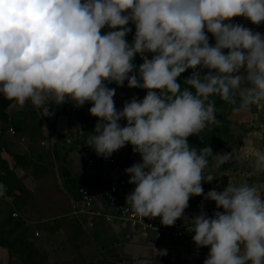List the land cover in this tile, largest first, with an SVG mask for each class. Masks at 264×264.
I'll return each instance as SVG.
<instances>
[{"label": "clouds", "instance_id": "obj_1", "mask_svg": "<svg viewBox=\"0 0 264 264\" xmlns=\"http://www.w3.org/2000/svg\"><path fill=\"white\" fill-rule=\"evenodd\" d=\"M237 16L264 22V0H0V93L37 108L50 99L77 107L92 102L89 111L99 120L87 144L109 158L130 143L142 157L125 169L135 185L127 204L143 218L161 217L165 226L183 216L194 243L210 246L204 264H264V197L256 186L209 190L204 200L224 211L209 216L202 203L198 214L184 216L190 197L204 194L201 181L214 178L205 175L210 157L219 167L248 156L190 147V135L222 123L213 97L237 114L264 103V35L230 22ZM130 21L132 44L125 39ZM105 25L120 30L102 35ZM137 53L144 56L138 69ZM189 68L184 83L195 93L177 83ZM126 80L148 91L118 111L116 90L104 81L124 86ZM252 155L253 170L264 172V151ZM6 191L0 183V196Z\"/></svg>", "mask_w": 264, "mask_h": 264}, {"label": "crops", "instance_id": "obj_2", "mask_svg": "<svg viewBox=\"0 0 264 264\" xmlns=\"http://www.w3.org/2000/svg\"><path fill=\"white\" fill-rule=\"evenodd\" d=\"M250 21L248 25H256ZM73 106L71 100L56 104L51 99L39 108L30 100L19 106L0 93V183L7 188L0 196V264H41L42 256L67 258L65 246L86 264H204L210 246L157 239L117 218H106L116 212L109 201V180L126 169L125 162L90 175L83 143L95 131L97 121L89 111L93 104L86 102L76 110ZM256 114L261 116V128L249 135L258 141L264 139V103ZM257 150L264 151V145ZM216 171L205 172L218 180H202L204 193L244 181L233 175L231 164ZM83 183L94 196L90 209L81 197ZM202 196H191L185 210L198 214ZM203 210L209 216L224 211L213 200H204ZM162 249L166 255L158 253Z\"/></svg>", "mask_w": 264, "mask_h": 264}, {"label": "rangeland", "instance_id": "obj_3", "mask_svg": "<svg viewBox=\"0 0 264 264\" xmlns=\"http://www.w3.org/2000/svg\"><path fill=\"white\" fill-rule=\"evenodd\" d=\"M230 22L242 24L245 27H247L245 25V22L247 21H244V17L242 18V16L233 17L231 18ZM135 31L129 34V42H128L129 44H132L134 41ZM254 32H258V30L256 29V31ZM206 35L209 38L210 45L214 46L216 41L213 34L206 32ZM229 51H230L229 49L223 50L225 54H227ZM145 55H147V57L151 59L154 53H146ZM141 57L144 59V56L141 55ZM134 64L136 65L137 69L139 65H141L138 64L136 60L134 61ZM241 71H243V69ZM109 88H113L116 90V95L113 97V99L115 102V107L117 108L118 111L123 109L126 101L130 102L134 97L137 100H143V98L146 96L148 91L147 89H143L139 87L130 88L128 86L127 80L125 81L124 86H118L115 82H111ZM155 91L159 92V90H155ZM232 107L233 106L227 104L226 102H223V104L217 108L218 116L228 121V124L221 123L220 126L210 125L203 130L204 132L203 131L201 132V136L200 134H198L199 136L197 134L190 135L187 138L188 143L190 147L197 149L198 152L200 149L204 148L205 146H208L212 148L214 154L232 153L234 150L236 153H241V154L248 153L246 159H242V160L233 159L232 161H230L231 167H234V172H236L233 173V175H236L238 178L241 177L242 179H244L243 182H248V184L256 186L258 190L262 192V197H264V172H255L252 167V160L254 159L252 153L259 151L257 150V148L259 147L261 148L264 145V139L255 141L253 137L254 135L251 136L249 135V132L252 129H257L259 127L261 128L260 125L261 116L260 115L258 116V114H256L258 111V107L254 105L248 111L241 112L238 114L232 111ZM219 113L221 114V116L219 115ZM119 123L121 124V126H126L127 120L126 119L121 120L119 121ZM225 125L228 126L229 129L228 135H232L233 139L225 138L224 144L221 141L219 143V147L217 148L215 142L210 143L211 141L210 138H212V140H215L216 137L218 136L216 130H223ZM226 140L231 141L228 144V146L226 145ZM255 143L258 145L257 148L254 147ZM116 154H118L115 155L117 163L114 165V167L120 165L123 161L125 162L124 163L125 167L123 166L124 169L132 166L134 163L142 162L141 155L139 153L133 152V145H131L130 143L122 147L121 151H118V153ZM213 162L215 161L210 157L209 166L205 169L206 173H212L216 171L217 168H219L216 167ZM217 175L218 173L215 174V176ZM217 180H218V176L214 177L215 183L217 182ZM78 220L79 219L76 218L77 222H79ZM64 249H66V251H69V253L67 254V258L55 259L53 257L50 258L49 256L46 257L42 256V258L40 259V263L41 264H86L83 261V259L81 258L79 259L78 257L76 258L75 252L70 251V248H66L65 246ZM72 256H74L73 259ZM99 264H105V263L100 262Z\"/></svg>", "mask_w": 264, "mask_h": 264}, {"label": "built area", "instance_id": "obj_4", "mask_svg": "<svg viewBox=\"0 0 264 264\" xmlns=\"http://www.w3.org/2000/svg\"><path fill=\"white\" fill-rule=\"evenodd\" d=\"M244 21H247L246 17H244ZM245 25L250 28L253 32L257 29L258 32L264 34V22L253 26L248 25L247 22H245ZM127 27H130L132 29V31L125 36L126 41L129 42V34L135 31L136 28L135 24L131 21L129 22ZM113 30L120 29H111L107 25H105V27L101 29V34L103 35ZM104 83L107 87L110 86V83L108 81H104ZM76 109L77 106L74 103L73 110ZM95 119L96 121L99 120L98 117H95ZM11 131L14 132L13 129H11ZM92 134L85 138L83 143V150L85 152V162L87 165V169L90 175L94 176L101 168H115L114 165L117 163V160L114 154H112L109 158H104L103 156L98 155L94 148L87 144V141ZM71 141V138L67 139V142L70 143ZM129 179V175L125 173V170L121 169L117 175H111V178L109 180V201L113 206H115L116 212L106 215V218L108 220H112V218H117L121 222L129 225L131 228L143 232L152 233L153 236L157 239L169 238L176 243L194 242L192 239L194 233L189 231L188 227L185 224L183 216L181 218H178L175 221L174 225L165 226L161 223V217L143 218L137 215L132 210L131 206L127 204L126 201V196L130 194L135 188L134 184L129 183ZM80 193L86 209H90L94 204V196L88 183L81 184ZM206 194L207 193H204L203 196L200 198L197 207H200L201 204L204 202V196ZM194 215H196V213H190L184 210V216L192 217Z\"/></svg>", "mask_w": 264, "mask_h": 264}, {"label": "trees", "instance_id": "obj_5", "mask_svg": "<svg viewBox=\"0 0 264 264\" xmlns=\"http://www.w3.org/2000/svg\"><path fill=\"white\" fill-rule=\"evenodd\" d=\"M207 32V30L205 31ZM137 61L138 64H142L144 62V59L141 57V55L139 53H137L134 58H133V63L134 61ZM196 70H199L201 71V74L202 75H206L209 71V69H200L199 66ZM212 71H215V70H212ZM193 72V69L189 68L187 69L185 72L181 73L179 77H177V83L181 85V90H183L185 87H188L190 91H192L193 93H195V89L194 88H191V86H188V85H185L184 81L186 78H188ZM213 99H215L216 101V107L218 108L219 106H221L223 104L224 101H222L218 96L217 97H213ZM218 111V110H217ZM219 115L221 116V114L219 113ZM216 116H218V112L216 113ZM218 120L222 121V123H225V124H228V121L220 118L219 116L217 117ZM204 132V131H203ZM228 132H229V129H228V126H224V129L223 130H216V133L218 134V136L216 137L215 140H212V138H210V143H216L217 145V148L219 147V143L222 141L223 144H224V139H233V136L232 135H228ZM200 136H201V133H199ZM198 135V134H197ZM199 136V135H198ZM231 141L230 140H226V145L228 146V144L230 143ZM214 165H215V162H213ZM230 162L226 163V164H223V165H220V169L223 170V169H227L228 166H229Z\"/></svg>", "mask_w": 264, "mask_h": 264}]
</instances>
